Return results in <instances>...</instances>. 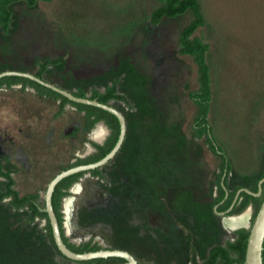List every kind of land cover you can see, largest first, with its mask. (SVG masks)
<instances>
[{"label": "rangeland", "instance_id": "obj_1", "mask_svg": "<svg viewBox=\"0 0 264 264\" xmlns=\"http://www.w3.org/2000/svg\"><path fill=\"white\" fill-rule=\"evenodd\" d=\"M207 25L195 33L210 44L213 94L209 123L232 165L230 190L251 188L264 177V0H201ZM157 0H48L10 5L8 32L0 27V73L36 74L87 97L118 81L132 104H109L126 118L121 150L84 173L62 202L63 227L77 246L132 253L141 264H192L212 247L250 230L255 207L217 212L220 158L195 137L199 88L194 60L179 52V37L194 16L150 22ZM22 85L0 87V164L14 171L20 195L39 194L62 171L92 157V142L109 130L86 128L84 114ZM107 133L96 140L102 127ZM98 129V130H97ZM104 129V130H105ZM97 130V131H96ZM96 131V132H95ZM0 177V191L6 188ZM262 196V195H261ZM262 199V197H260ZM0 203V264H85L62 258L50 243L44 219ZM245 216L239 226L231 219ZM218 264H222L219 262Z\"/></svg>", "mask_w": 264, "mask_h": 264}, {"label": "trees", "instance_id": "obj_2", "mask_svg": "<svg viewBox=\"0 0 264 264\" xmlns=\"http://www.w3.org/2000/svg\"><path fill=\"white\" fill-rule=\"evenodd\" d=\"M39 1L48 0H0V27L4 32H8L13 21V14L10 10V5L17 2H25L28 6L33 7ZM163 4L155 9L150 18V22L153 25H158L161 21L166 18H176L178 16L186 14L190 11L194 18L192 22L186 26L180 34L179 41L181 47L179 52L183 55L190 56L197 66L199 88L196 91L189 92V98L198 107L197 115L194 120L193 130L195 137L198 139L205 138L209 149L217 155L220 162V173L218 175L217 187L218 194L216 196V205L219 212H227L228 215H236L242 213L250 205L255 207V217L260 209V206L264 200V183L262 185V192L260 196H255L246 191H241L237 200L236 196L239 190L243 187H239L234 190L229 188V174L232 170V165L229 160V156L225 149L218 143L215 137L213 127L209 123V113L211 110V103L214 98L212 84L213 74L212 66L208 61V53L210 51V44L203 41L200 37L196 36L195 33L198 29L207 25L206 16L203 11V5L201 0H157ZM51 62L46 61L39 64V69L36 75L39 78H44V73L47 71L48 66ZM22 85L23 87H31L35 89L42 96L52 98L60 101V114H62L67 105H72L79 112L84 114L86 120V128H93L97 123L103 122L110 129V134L104 141V143L92 142V146L95 148V154L92 157L84 160H79L76 164L71 167L88 164L98 161L105 157L116 145L119 134H120V122L119 119L111 112L102 108L78 103L70 100L63 94L46 87L30 78L22 76H5L0 79V87L2 86H13ZM78 97H87V94L83 90L79 92H73ZM90 99H97L101 103L109 104L113 100L123 101L129 107H132L131 102L125 94H122L118 90V81H115L112 85L107 86L104 92L94 91ZM93 175L101 177L102 173L99 168L90 171ZM14 171H5L3 166L0 164V177L6 179L7 184L4 191H0V203L10 199L11 205L16 209H28L30 211L29 221H34L36 218L44 219L47 222L46 230L47 236L58 253L62 258L68 259L58 249L51 227V223L48 214L41 209L45 207L39 203V194H26L20 195L15 189V179L13 177ZM86 172H80L71 175L63 179L57 185L53 194V205L57 217L60 222L63 239L70 249L73 251L84 253L89 251H97L102 249L97 244L86 243L81 246H77L71 243L65 234L63 227V213H62V202L63 199L68 195L72 185L77 182L80 177ZM264 178V177H263ZM261 180V179H260ZM259 180V181H260ZM259 182L249 188L253 193L259 192ZM262 197V199L260 198ZM236 200V201H235ZM250 230L246 228H240L235 232L234 241H229L226 245H215L209 251L208 259L204 262H199L197 255L193 252L192 261L193 264H217L219 261L222 264H244L246 258L247 244ZM70 260V259H69ZM125 259L119 257L110 258H99L93 259L81 263L85 264H121L124 263ZM263 262H264V249H263Z\"/></svg>", "mask_w": 264, "mask_h": 264}, {"label": "water", "instance_id": "obj_3", "mask_svg": "<svg viewBox=\"0 0 264 264\" xmlns=\"http://www.w3.org/2000/svg\"><path fill=\"white\" fill-rule=\"evenodd\" d=\"M5 76H22V77L30 78L46 87H49L63 94L64 96L68 97L72 101L102 108L104 110L111 112L119 119L120 134H119L118 141L116 145L114 146V148L105 157H103L102 159L98 161L88 163V164H81V165L68 168L62 171L61 173H59L55 178H53L51 182L49 183L46 193H45V207L42 208L41 210L48 214L55 243L58 249L61 251V253L64 256H66L68 259L77 261V262H85V261L99 259V258L119 257V258L125 259V262L121 264H141L137 260V258L127 250L100 249L97 251L79 253V252H76L70 249L63 239L60 222H59V219L57 217V214L55 212L54 205H53V194L59 182H61L63 179L71 175H74L80 172H90L91 170L101 168L107 163H109L118 154V152L121 150L123 146V143L125 141L126 134H127V123H126V118L123 115V113L117 108H115L114 106H112L111 104L101 103L97 99H90L89 97H78L70 91L64 90L52 83H49L45 81L43 78H39L36 74H32L28 72H20V71H3L0 73V79ZM101 123L104 124L103 122ZM263 183H264V178H262L259 181L260 188H259L258 193H253L251 190L247 188H243L239 190L236 196V200L239 194L241 193V191H246L255 196H260L262 192ZM217 212L218 214L225 215L227 214V212H229V210L227 212H219L217 210ZM263 249H264V200L250 228V234L248 238L247 251H246V258H245L244 264H264Z\"/></svg>", "mask_w": 264, "mask_h": 264}, {"label": "bare ground", "instance_id": "obj_4", "mask_svg": "<svg viewBox=\"0 0 264 264\" xmlns=\"http://www.w3.org/2000/svg\"><path fill=\"white\" fill-rule=\"evenodd\" d=\"M105 128H100L96 133H95V136L97 139H101L104 135H105V132L106 130H104ZM244 220L245 219V216H241L239 218H235V219H231V222L230 224H232L233 226H239L241 224L244 223Z\"/></svg>", "mask_w": 264, "mask_h": 264}, {"label": "flooded vegetation", "instance_id": "obj_5", "mask_svg": "<svg viewBox=\"0 0 264 264\" xmlns=\"http://www.w3.org/2000/svg\"><path fill=\"white\" fill-rule=\"evenodd\" d=\"M104 125L107 127L106 124H104ZM107 128H108V127H107ZM108 130H109V132H110V129H109V128H108ZM109 134H110V133H109ZM102 143H104V142H102ZM102 143H101V144H102ZM93 148H94V147H93ZM94 149H95V148H94ZM208 256H209V253H208ZM208 256H207V258H206L205 260L208 259ZM197 259H198V257H197ZM205 260H202V261H199V260H198V261H199V262H204ZM191 262H192V264H193L192 257H191ZM219 262H220V261H219ZM219 262H218V263H219ZM218 263H217V264H218Z\"/></svg>", "mask_w": 264, "mask_h": 264}, {"label": "crops", "instance_id": "obj_6", "mask_svg": "<svg viewBox=\"0 0 264 264\" xmlns=\"http://www.w3.org/2000/svg\"><path fill=\"white\" fill-rule=\"evenodd\" d=\"M101 127H102V126H101ZM102 128H105V127H102ZM97 130H98V129H97ZM97 130H96V131H97ZM105 130H106V129H105ZM96 131H95V132H96ZM106 133H107V130H106V132H105V135H106ZM105 135H104V136H105ZM94 136H95V134H94ZM104 136H103V137H104ZM96 140H98V139H96Z\"/></svg>", "mask_w": 264, "mask_h": 264}]
</instances>
